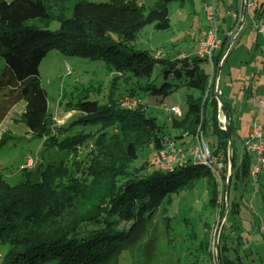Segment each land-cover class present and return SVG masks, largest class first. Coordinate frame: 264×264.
Listing matches in <instances>:
<instances>
[{
	"label": "trees",
	"instance_id": "1",
	"mask_svg": "<svg viewBox=\"0 0 264 264\" xmlns=\"http://www.w3.org/2000/svg\"><path fill=\"white\" fill-rule=\"evenodd\" d=\"M172 1L183 2L155 0L145 6L137 0H74L71 15L64 17L52 15L43 0H0V58L5 64L0 69V91L9 93L3 99L9 104L0 110V122L13 104L23 101L21 120L30 134L41 140L45 150L64 154L58 161L41 155L33 169L21 170L22 181L14 185L3 179L0 170V243L8 245L0 264H116L121 250L134 240L132 234L139 233V227L171 193L192 188L200 177L213 179L208 180L207 190L214 208L216 181L205 166L189 162L161 170L147 160L133 165L140 149L158 151L168 140L191 136L199 125L215 139L212 156L227 164L228 139L218 126L213 86L228 37L221 39L212 56V78L201 67L205 57L157 58L155 52L135 44L146 25L153 24L157 30L170 27L168 4ZM256 13L257 20L264 15V0ZM54 20L59 24L55 30L37 24ZM52 49L102 60L114 73L101 99H88L86 89L67 106L76 113L74 119L56 129L38 71ZM180 85L195 93L186 94L181 117L167 113L178 131L172 137L165 133V124L147 114L142 102L135 108L120 102L123 96L139 99L141 94L162 99ZM227 118L232 147L229 188H237L246 184L252 163L245 151L241 162L235 163L234 130L229 114ZM207 243V239L201 242L203 255H207ZM219 256L221 264H236L222 247Z\"/></svg>",
	"mask_w": 264,
	"mask_h": 264
},
{
	"label": "rangeland",
	"instance_id": "2",
	"mask_svg": "<svg viewBox=\"0 0 264 264\" xmlns=\"http://www.w3.org/2000/svg\"><path fill=\"white\" fill-rule=\"evenodd\" d=\"M43 1L48 6L52 15H56L57 13L64 17H69L71 15L74 0ZM137 1L145 6H151L155 2V0ZM246 1L247 8L245 22H243V29L241 31V42L246 43L256 40L259 42L261 49H251L249 52L250 59H247V57L243 59L248 49H243L242 51L235 50L238 43L234 45L219 75V90L221 94L223 92V94L220 95V100L222 101L226 100L227 95L229 99L231 97L235 100L238 93L243 92L239 91L243 85V81L247 79L249 86L252 84V78H254V76L257 77L255 85L258 94L262 96L259 98L260 100H264V42H262V38H260V41L256 39L252 33L251 14L253 13V0ZM229 2H232V0H226L222 5L219 1L214 0L213 6L217 9L215 10L218 17L219 14H224L220 17H227L231 22L234 11L230 10L232 13L226 15ZM180 4L184 9L190 11L191 14L187 21L179 23L175 13ZM168 7L170 13L173 14L170 27L164 30H157L154 28L153 24L146 25L139 31L135 44L150 49L151 53H157L159 51L160 54L158 57L164 55L171 57L176 56L178 58L184 56H198L196 46L194 45L196 44L197 38H199V34L208 28L210 5L201 0H183V2L172 1L169 3ZM193 10L194 12H192ZM220 17L218 19H220ZM238 20L239 24L241 19ZM30 22H34V20ZM177 23L179 25H177ZM37 24L49 30H55L59 26L58 22L55 20L49 22L47 25H44L42 22H37ZM235 31L232 30L228 34L229 41L233 37ZM193 35L195 37L191 40ZM221 36L222 33L219 34L220 38ZM240 61L241 64H243L241 66V71L239 69ZM4 65L3 59L0 58V69H3ZM201 67L205 72L211 74L212 69L209 63L203 62L201 63ZM38 71L40 84L47 93V106L55 129L59 126H65L76 116V113L67 107L70 103H73L77 98H80L81 95L85 94L86 89L89 93L88 99H101L108 92L111 79L114 75V73L112 74L111 70L105 66L102 60L91 59L90 57L76 54H65L57 49L50 50L45 57H43ZM155 71H157V69H155ZM244 74H246L247 78ZM192 92L195 93L193 89L180 85L162 99L160 96L156 97L154 95L141 94L139 100L145 105L147 114L155 116L159 124H165V133H169L172 137V135H176L178 131L172 128L170 120H167V109L177 105L180 111L184 112L187 106L186 94ZM6 96H9L7 90L0 91L1 111H4L5 108L8 107L9 102H3ZM8 110L9 112L6 113V117L0 122V170L3 179L10 185H14L22 181L21 170L26 167H29L28 169H33L40 162L41 155L47 160L58 161L64 158V154L55 149L45 150L41 140L30 134L27 126L21 120V113L24 111L23 101L13 104ZM221 110L223 109L221 108ZM224 114V111L222 114L217 110V119H221ZM80 129H82V127H77L76 130ZM89 129V127H85L84 131H89ZM204 135L211 146L215 141L214 137L207 136L206 133ZM232 138L234 161L236 164H239L243 152L241 139L235 134L232 135ZM189 141L190 135L188 134H183L181 137L175 139V146L182 150L184 149L186 160L187 153L185 150ZM89 146L88 144L82 149V156L85 154L84 152L89 149ZM154 152L155 151L150 148L140 149L138 158L134 161L133 165H140L145 160L150 164ZM250 157L251 162H253V157ZM28 160L31 161L28 162ZM71 160L72 159H70V161ZM27 162L28 164L30 163V166L27 165ZM184 162L186 161H183V163ZM167 165L169 166V163H167ZM170 167H173V165L166 168L162 166L158 168L162 170L170 169ZM208 180L211 182L213 181L212 178L200 177L196 180L192 188L171 193L168 201L165 202L163 206L161 205L148 220L146 219L147 222L145 226L139 227V233L136 236V233L132 234L131 239L135 241H131L129 245L121 250L116 264H193L194 260H198L200 264H203L204 262L201 260L203 253L200 245L202 241L204 242L206 239L208 241L209 239L210 225L212 224L214 216L213 209L209 205L207 190L209 186ZM245 181L246 184H239L237 188L233 185L229 188L230 211L224 225L225 229L230 226V223L232 225L236 223L237 225L239 224V219H242V217L247 218V211L244 209V206H242V212L239 211L238 214H233L231 201L236 193L235 190H238L237 202L241 205L250 203L254 209H252L254 213L250 212L252 215L251 219L254 222V225L252 223L253 227L256 226L255 221H258L257 230L258 228L260 230V227L264 226V175H262L261 183L258 184L257 188H254V186L250 184L249 177L246 178ZM129 226L130 224H127V228H129ZM244 226L249 229L251 225L249 222H244ZM242 229L243 226L238 229V234ZM254 235L258 236L260 243H264V233L257 231ZM7 249V244L0 243V261ZM207 260L208 259H206V261ZM258 264H264V259Z\"/></svg>",
	"mask_w": 264,
	"mask_h": 264
},
{
	"label": "built area",
	"instance_id": "3",
	"mask_svg": "<svg viewBox=\"0 0 264 264\" xmlns=\"http://www.w3.org/2000/svg\"><path fill=\"white\" fill-rule=\"evenodd\" d=\"M209 1L211 3L208 28L205 35L197 42L196 50L197 54L199 56L205 57L207 63L210 64L212 69L210 78H212L214 74L211 59L214 52L219 49L221 39L219 37L220 26L218 24L215 7L213 6L214 0ZM232 16L234 19H241V15H237L236 13H233ZM253 28L264 41V15L259 17V19L255 22ZM159 54V51L155 53V57H158ZM225 56L226 52L224 51L220 57L218 65L222 63ZM217 81L218 77L216 75L213 92L217 99V110L218 112L223 114L224 110H221V108L223 109V106L221 101L219 100L221 92L217 87ZM120 102L124 107L135 108L140 103V100L131 96H123L120 99ZM258 104L260 108L263 107L264 100H258ZM167 113L177 117L182 116V111H180L177 105H174L167 109ZM217 120L219 122V127L223 130L225 129V123H229L228 118L225 120V115H222L221 119ZM242 149L247 154H250V156H252L254 159L249 171V179L250 184L254 187H257L259 177L264 172V126L257 120L252 121L248 135L242 139ZM185 152L187 153V160L185 159L184 149L182 150L181 148H177L175 146L174 140H168L166 141L164 148L153 153L151 163L156 167L162 166L163 168H166L174 164L181 166L192 162L201 166H205V168H208L210 170L211 175L216 181L217 201L213 208L214 216L212 224L210 225V236L207 243V255L210 264H221L219 259V240L230 205L228 192L226 189L229 174L228 162L226 164L223 159L212 156L211 146L209 145L200 125L190 136V141L186 145ZM30 161L31 160H28V162ZM183 161L186 162L183 163ZM28 162L27 165L30 166V163L28 164ZM167 163H169V166L167 165ZM260 231L264 233V226L260 227Z\"/></svg>",
	"mask_w": 264,
	"mask_h": 264
},
{
	"label": "crops",
	"instance_id": "4",
	"mask_svg": "<svg viewBox=\"0 0 264 264\" xmlns=\"http://www.w3.org/2000/svg\"><path fill=\"white\" fill-rule=\"evenodd\" d=\"M201 1L208 3V5H210V3H211L209 0H201ZM217 1H219V3H221L223 5L226 0H217ZM262 1L263 0H253L252 1V12L253 13L251 14L252 15L251 30H252L254 37L256 39H258L259 41H260L261 37H259L257 35V33H256V31H254L253 27H254V24L258 18L257 17L258 15L256 13V8L259 7V5ZM243 2H244V0H232V2H229L228 6H227L228 10H226V15L232 13V12H230V10L234 11V13H236L237 15H241L242 9H243ZM168 12H169V17H170V25H171L173 14L170 13L169 7H168ZM192 12H194V10ZM190 14H191V12L184 9V7L181 6V4H180L177 12L175 13V16L178 18L177 21L180 23L182 21H187V19L190 17ZM216 15H217V12H216ZM223 15L219 14V17L223 16ZM219 17L217 16V19ZM238 21L239 20H236L233 18V19H231V22H230L227 19V17H224V18L220 17V19H218V24L220 26V33H222V36L220 39H223L225 36H227L229 39L228 34L232 30L233 31L236 30L235 29L236 26L239 25ZM177 25H179V24L177 23ZM242 29H243V25L240 27L234 43L228 49V51L226 53V58L223 62V65H225V62H226L228 56L230 55V51L233 49L234 45H236L237 43H238V46L235 48V50L242 51L243 49H248V50H246V54H244L243 59L246 57H247V59H250L249 52L251 49L252 50H258V48L261 49L260 48L261 46H259L260 45L259 42H257L256 40L246 42V43L241 42V39H242V32L241 31H242ZM205 33H206V30L199 34V38H197L196 44L205 35ZM233 34H235V32ZM194 37L195 36L193 35L191 40ZM262 42H264L263 39H262ZM196 44L194 46H196ZM243 59H241V60H243ZM239 64H238L239 69L241 71V66L243 64H241V61ZM222 66L220 67V71H221ZM219 75H220V72H219ZM219 75H218V81H217V87L218 88H220V76ZM244 75L246 76V74H244ZM246 78H247V76H246ZM255 81H257L256 76H254V78H252V84H250L248 86V82L246 79L245 81H243V85H242L241 89L239 90V91H243V92H239L238 95L236 96L237 98L235 100L231 97L229 99V97L227 95V98L224 101L227 104L228 109H223V110H224V112L226 110L227 114L230 115V123L233 126L234 134L237 135L241 139V144H242V139L248 135V133L250 131V126H251V123L253 120H257L258 122H260L264 126V114H263L264 113L263 112L264 106L261 108L259 107L258 99L260 100V98L262 96H260L258 94V90L256 88ZM263 91H264V86H263ZM222 94H223V92H222ZM230 96H231V94H230ZM242 151H243V149H242ZM262 175H264V172L260 175L259 180H258V184L261 183ZM237 191L238 190H235L236 193H235L234 197L232 198L231 209L233 208V214L234 213L238 214L239 211L242 212V206H244V209L247 211V215H246L247 218L242 217V219H239L240 221H239V224H237V225H236V223H234L233 225L230 223V226L226 227V229L223 226V230H222L223 233L221 234L222 237H220V240H219V249H220V247H222L223 254L228 259H230L231 261H235L236 264H258L259 262H262V260L264 259L263 258L264 257L263 256L264 243L263 244L260 243L258 236L254 235L257 231L260 232L259 228L257 230L258 221H255L256 226L253 227L254 222L251 219L252 215L250 214V212L254 213V211H253L254 209H253L252 205H250V203L245 204V205H241L239 202H237V197H238ZM229 211H230V207H229V210L227 212V215H228ZM213 214H214V211H213ZM227 215H226V219H227ZM244 222H249V224L251 225L249 227V229L244 226ZM225 223H226V221H225ZM225 223H224V225H225ZM252 223H253V225H252ZM242 226H243V229L240 230V232L238 234L237 231ZM247 236H248V238H247ZM263 238H264V236H263ZM263 242H264V240H263ZM206 259H208V255H203L201 257L202 262H204L203 264H207V263L210 264L209 260L206 261ZM219 259H220V256H219ZM193 264H200V263L198 262V260H194Z\"/></svg>",
	"mask_w": 264,
	"mask_h": 264
},
{
	"label": "water",
	"instance_id": "5",
	"mask_svg": "<svg viewBox=\"0 0 264 264\" xmlns=\"http://www.w3.org/2000/svg\"><path fill=\"white\" fill-rule=\"evenodd\" d=\"M246 8H247V1L244 0L243 9H242V13H241V21L239 22V25L236 28L235 35L230 39L229 43L227 44V46L225 48V52L226 53H227L230 45L233 43L234 38L238 34L240 27L243 25V22L245 21ZM220 67H221V64L218 65V68H217V74H216L217 77H218L219 72H220ZM219 100H220V97H219ZM224 115H225V120H226L227 119V114L225 113ZM224 130L226 131L227 139H228L227 162H228V167H229V174H228V181H227V184H226V189H227V192H228L229 191L230 178H231V172H232V147H231V143H230L231 134H230V130H229V126H228L227 122L225 123V129Z\"/></svg>",
	"mask_w": 264,
	"mask_h": 264
},
{
	"label": "clouds",
	"instance_id": "6",
	"mask_svg": "<svg viewBox=\"0 0 264 264\" xmlns=\"http://www.w3.org/2000/svg\"><path fill=\"white\" fill-rule=\"evenodd\" d=\"M217 74V73H216Z\"/></svg>",
	"mask_w": 264,
	"mask_h": 264
}]
</instances>
